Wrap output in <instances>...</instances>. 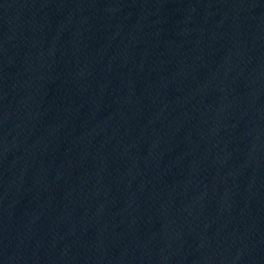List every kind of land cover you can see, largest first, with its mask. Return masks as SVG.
Instances as JSON below:
<instances>
[{
  "label": "water",
  "instance_id": "1",
  "mask_svg": "<svg viewBox=\"0 0 264 264\" xmlns=\"http://www.w3.org/2000/svg\"><path fill=\"white\" fill-rule=\"evenodd\" d=\"M0 264H264V0H0Z\"/></svg>",
  "mask_w": 264,
  "mask_h": 264
}]
</instances>
